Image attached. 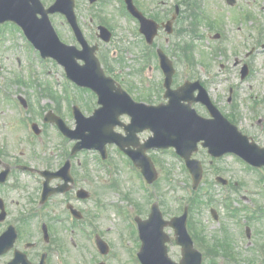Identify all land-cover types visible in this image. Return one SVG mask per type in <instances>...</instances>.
Returning <instances> with one entry per match:
<instances>
[{
	"label": "rangeland",
	"instance_id": "rangeland-1",
	"mask_svg": "<svg viewBox=\"0 0 264 264\" xmlns=\"http://www.w3.org/2000/svg\"><path fill=\"white\" fill-rule=\"evenodd\" d=\"M42 1L47 6L54 2ZM182 1L136 0V3L146 15L162 22L170 17L175 4ZM186 1L192 4L188 9L193 13V24L184 18L185 12L175 22L174 34L169 35L162 29L153 47L147 46L139 32V22L128 13L124 0H98L93 4L88 0H75V10L89 42L99 44L97 55L105 71L117 78L135 98L162 100L160 86L163 75L155 53L156 46H161L174 59L175 83L199 77V74L205 78L211 76L214 84L208 83V87L213 95H228L232 85L243 124L264 143V123L254 121L257 114L251 108L257 98L264 96V49L261 47L264 44V0H237L233 6L226 0ZM51 19L64 42L79 46L64 16L53 14ZM99 24L112 31L109 42L97 37ZM216 33L223 37L216 39ZM259 41L262 43L260 50L250 58L255 67L254 75L242 78L238 71L240 64L234 66L236 58L245 57ZM78 88L67 79L62 66L51 59L41 58L17 25H0V141L6 148L5 155L21 157L26 164L33 162L39 167L61 166L67 159L62 149L69 155L76 140L63 139L56 126L44 123L42 116L50 109L58 111L70 127H75L74 104H78L86 115L98 106L91 91ZM19 95L30 103V118L37 119L43 127L41 134L29 132L26 120L20 117ZM225 109L231 110L230 107ZM255 113L259 114V120L264 119V104ZM148 135L149 132H145L141 137ZM116 148L109 147L107 162L100 160V154L95 150L70 155L76 179L99 200L77 203L87 217L102 223L105 237L112 240L118 249L121 259H113L110 264H141L137 258L140 248L136 241L139 239L134 215L148 217L153 203L160 205L166 219L182 214L192 200V179L172 151L150 150L158 169V179L148 185L130 166L128 158ZM198 157L205 160V172L194 195L198 205L189 209L188 229L196 247L204 254L203 264H258L264 259V254L259 252L264 246V219L250 221L252 228L259 229L261 233L249 239L242 234L245 228L232 217L230 210L224 209L220 202L211 204L205 196L209 187L220 199L222 188L215 177L229 174L235 182L239 180L241 183L240 194L257 199L248 191L264 188V183L257 179L258 172L232 155L213 165H209L210 157L205 150L201 149ZM79 161L83 162L81 166ZM64 202L63 195H56L43 211L47 213V222L53 225V239L67 240L68 256L72 258L71 264H76L82 258H92L94 254L90 252L89 239L84 233L72 231L68 224L56 221L64 214ZM211 208L216 210L221 222L213 217ZM129 214L131 218L127 217ZM40 220L21 219L19 225L25 236L38 238L36 226L39 227ZM166 230L172 238L168 244L169 255L179 261L181 246L175 241L174 230L169 227ZM229 252L231 257L226 254Z\"/></svg>",
	"mask_w": 264,
	"mask_h": 264
},
{
	"label": "water",
	"instance_id": "water-1",
	"mask_svg": "<svg viewBox=\"0 0 264 264\" xmlns=\"http://www.w3.org/2000/svg\"><path fill=\"white\" fill-rule=\"evenodd\" d=\"M94 1L96 0H91V2ZM235 1L228 0L230 4ZM126 2L129 10L141 21V31L152 43L157 33L158 24L152 19H147L136 8L133 0H126ZM54 12H63L67 15L77 38L83 45L82 50H79L75 45L61 42L49 18V14ZM38 14H41L42 17H39ZM6 20H13L20 24L28 38L40 49L43 57L55 58L66 67L68 76L72 80L81 86L92 88L99 95V103L102 104V107L90 117H85L77 106L74 107L78 120L77 130H71L59 118L47 117V120L57 121L61 129L71 138L83 139L74 151L81 148H98L106 156V144L117 142L136 160L138 165L142 166L148 179L153 181L156 178V172L150 158L143 155L146 149L151 145L176 146L178 152L186 158L188 166L195 176L196 186L201 179L202 169L200 162L191 160L190 155L200 140H204V145L214 156L234 152L251 163H258L257 159L264 160V148L250 142L247 136L238 131L237 127L220 115L218 111L214 112L216 116L214 121H207L200 119L196 112L190 109L189 104L181 105L180 100H191L189 92L192 91V88L190 85L182 87L179 91H169L167 94L171 99L169 105L147 106L134 103L121 87L116 86L111 77L106 76L95 55L98 46H90L80 29L74 11V0H57L49 8H45L40 0H0V22ZM99 29L100 36L109 41L112 36L111 31L103 25L99 26ZM160 55L162 66L167 74L166 86L169 87L174 68L172 62L163 52L160 51ZM78 59L84 60L85 64L81 65ZM124 113L133 116V124L136 126H129L132 128L129 137L135 136L145 126L153 125L156 137L152 144L141 145L137 151L126 149V146L129 145L127 142L129 137H122L113 130L114 126L119 123V116ZM133 144L137 145L135 142ZM68 168L69 164L63 170L67 171ZM186 221L187 212L170 221L165 220L159 207L155 205L148 220H139L143 241L140 252L142 262L144 264H201L202 255L194 249L193 240L186 228ZM167 225L175 228L177 242L183 246V260L180 263L174 262L168 256L166 242L169 236L164 231Z\"/></svg>",
	"mask_w": 264,
	"mask_h": 264
},
{
	"label": "flooded vegetation",
	"instance_id": "flooded-vegetation-1",
	"mask_svg": "<svg viewBox=\"0 0 264 264\" xmlns=\"http://www.w3.org/2000/svg\"><path fill=\"white\" fill-rule=\"evenodd\" d=\"M246 60L247 59H243L242 61L249 64L250 61ZM233 96L234 90L231 89V95L229 97L226 96V94L216 95L214 96V101L218 107L224 109V107H229L234 103ZM200 109L203 115L209 116L208 110L203 105H200ZM259 142L262 143L261 140H259ZM5 150V146L2 145L0 141V178L7 176L5 180L0 179V264H71L72 258L68 256L66 246L67 240L53 239L55 235L53 225L51 222H47V213L43 211L46 205L51 202L56 195L51 196L44 204L41 203L40 197L43 180L40 171L44 169L57 170L60 166L57 168L52 165H50V167L48 165L39 167L33 162L26 164L21 157L5 155ZM82 163V161H79L78 165L81 166ZM21 165H28L31 170H22ZM6 166V169L9 171L8 173L4 172ZM71 171L73 175L71 187L63 194L65 199L63 208L64 214L58 217L56 221H62V223L68 224L72 231L85 234V212L79 208L77 202H90V200L95 202L98 201V199L95 198L92 193L90 199L78 197L79 189L87 188H85L73 174L74 164L71 166ZM257 179L264 183V177L257 176ZM60 182V179H56L52 181L51 184L56 186ZM236 185L237 188L232 191L237 209L236 212L232 213V217L241 225L240 219L244 212L245 201L251 202L254 206L264 211V188H255L256 190L253 195L258 198L252 199L245 194H240L241 183L239 180ZM21 200L23 204H21ZM70 207L82 212V217L76 218ZM70 217L75 219L74 224H70ZM35 218L43 220V226L46 224V229L48 231L47 238L41 236L37 226L36 229L39 233L38 238L31 235L29 237L25 236V232L21 229V225H19L21 219L31 221L35 220ZM88 218L91 219L92 217ZM252 219V216L246 217V225L244 226L245 231L242 230V234L244 233L249 237H257L261 232L259 229L254 230L251 224L248 223L252 221ZM52 222H54V220ZM88 241L91 246L90 252L93 253L94 256L89 259L82 258L79 260V263L76 264H110V261H113V259L114 261L117 260L116 255H111V252L104 255V257L102 256L100 249L104 245L98 240H96L97 244L95 243L96 246L98 245V250L95 248L92 240ZM104 243L109 249H116L112 240H109V242L104 241Z\"/></svg>",
	"mask_w": 264,
	"mask_h": 264
}]
</instances>
